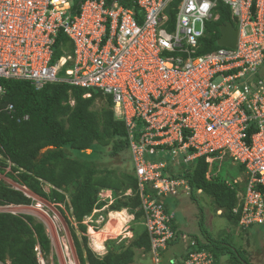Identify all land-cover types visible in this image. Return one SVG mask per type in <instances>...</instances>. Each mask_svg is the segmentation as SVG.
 <instances>
[{
	"label": "built area",
	"instance_id": "obj_1",
	"mask_svg": "<svg viewBox=\"0 0 264 264\" xmlns=\"http://www.w3.org/2000/svg\"><path fill=\"white\" fill-rule=\"evenodd\" d=\"M75 5L0 0V79L28 81L37 90L61 83L110 97L127 126L141 192L147 186L158 196L175 195L182 183L164 176L166 163H151L148 155L185 162L229 156L248 175L239 195L240 226L264 228V76L257 77L264 66V0H136L137 12L105 0ZM219 5L237 30L236 46L199 53L208 49ZM55 48L62 51L58 58ZM4 94L0 86V99ZM3 110L16 115L12 104ZM255 123L260 131L249 133ZM141 199L153 264H163L161 252L175 237L168 225L173 215L150 195ZM11 208L0 211L15 213ZM167 264L219 263L206 250L186 249L182 260Z\"/></svg>",
	"mask_w": 264,
	"mask_h": 264
},
{
	"label": "trees",
	"instance_id": "obj_2",
	"mask_svg": "<svg viewBox=\"0 0 264 264\" xmlns=\"http://www.w3.org/2000/svg\"><path fill=\"white\" fill-rule=\"evenodd\" d=\"M80 1L83 0H76V5ZM105 2L107 5L115 2L137 12L136 0ZM219 6V19L209 25L210 33L206 40L208 49L206 47L207 50L200 53L218 48L216 41L220 37L221 26L232 21L228 9ZM64 39V36L59 38L60 41ZM61 55L62 51L55 48V57ZM0 86L5 92L0 99V174L9 169L7 178L57 206L67 222L79 264H136L137 258L141 260L136 256L139 251L143 256L150 257V238L142 227L138 232L131 228L133 240L127 246L124 241L117 243L115 240H108L105 254L97 255L104 252V240L113 238L112 234L118 235L129 218L125 208L136 210V222L140 220L143 211L139 195L133 198L121 196L128 190L135 192L138 182L129 149V134L124 122L115 118L111 98L98 90L61 83L47 84L37 90L28 81L0 79ZM86 94H90V97L85 98ZM70 101L74 104L71 105ZM98 101L102 103L100 108L96 107ZM8 104L15 108L16 115L13 119L3 110ZM23 116H28L29 119L17 122V117ZM141 128L138 122L132 131L135 139L141 133ZM114 158L120 160V164L116 165ZM182 159L185 157L181 158L180 163H174L176 169H170L167 164L163 172L169 178L185 179L190 187L189 199L199 208V234L189 235L190 241L195 242V245H188L187 250H206L214 255L219 264L218 257L224 255H228L235 264H250L246 257L247 251L242 247L236 248L228 237L217 239L211 234L197 200V192L201 190V194L213 200L216 212L221 211L219 216H224L242 234L247 235L253 230V226L244 228L239 224L241 208L238 193L244 192L245 186L243 190L236 183L211 175L209 167L212 156L199 157L189 163ZM146 160L156 163L162 158L148 155ZM166 162L170 160L167 159ZM127 163L132 167L123 170ZM241 170L243 168L240 166ZM103 191H111L114 195L115 201L110 207L112 210H124L111 215L114 223L109 222L107 231L104 232L108 237L101 233H89L91 247L95 252L99 251L94 253L88 246V237L85 235L87 227L82 222L95 209L104 206V203L98 201L99 194ZM166 199L167 197L160 198L159 203L163 205L166 214L173 215V209ZM32 204L31 198L0 181V207ZM111 212L113 211H108V214ZM176 215L168 224L176 236L167 242L169 247L178 244L180 235H183L180 231L176 232ZM72 223L81 233L80 239ZM50 251V239L42 223L29 215L0 213V264H39L38 252L46 262Z\"/></svg>",
	"mask_w": 264,
	"mask_h": 264
},
{
	"label": "rangeland",
	"instance_id": "obj_3",
	"mask_svg": "<svg viewBox=\"0 0 264 264\" xmlns=\"http://www.w3.org/2000/svg\"><path fill=\"white\" fill-rule=\"evenodd\" d=\"M202 52V51H201ZM200 53V52H199ZM65 70L66 67H62L60 70V76L63 77L65 75ZM102 103L98 101L96 103V107H101ZM97 156V155H96ZM95 156V157H96ZM97 158H94L96 160ZM114 163L120 164V160H117L114 158ZM126 166V167H125ZM122 166L123 170L127 168L129 170L132 166L130 163H127L126 165ZM211 175H217V177L222 180H225L229 183H236L240 188L244 190L245 182L248 179V175L244 170L240 171V166L237 164H234L231 160L229 159H214L213 160V165L211 166ZM8 171V170H7ZM210 175V176H211ZM0 179L5 180L7 182V177L5 176V173L0 175ZM8 182L12 187H16L18 189H23L22 187H19L16 183L8 179ZM13 182V183H12ZM45 190L47 191V187H45ZM28 193V192H27ZM108 195H113V194H108L105 193V191L101 192V195L99 194V200L100 203L106 201V198ZM34 198V202L31 206L28 207H13L10 210L15 212V214H21V215H31L33 216L36 221L44 224L46 234L48 235L51 243V251L48 256L47 261H43L44 264H79L78 258L75 254L74 246H73V241L71 238L70 230L68 228L67 222L64 218V216L60 213L59 209L57 206L52 205L45 200L31 195ZM111 198H108V201L104 204V206L98 210V213L95 214V216H92L90 218L85 219V224H88V231L90 228H93L95 230L99 229L101 224L98 223V218L101 216L103 219L106 221L108 218V211H117V210H112L108 206V204L111 202ZM113 199V198H112ZM179 201H183L184 207L187 209L184 210L188 216H182L180 213H177V220H178V226H186L187 228L193 227L197 228V223H198V211L199 210L198 206L195 205L194 202L190 201V199L184 195L181 194V190H179V195H178ZM198 203L200 207H202L203 210V216H204V221L211 232V234L217 238L221 239L223 237H228L230 242L235 246V247H242L246 252V257L248 258L249 262L251 264H264V246L262 239L260 237V231L258 232L257 229H253L250 231L247 235L242 234V232L231 222H229L224 216H219L216 212V208L214 206L213 200L208 197L207 195L204 194H199L197 196ZM114 201V200H113ZM37 204H40L41 209L46 213L47 220H45L42 216H39L35 213H32L29 208L35 207ZM61 209L64 210V207L61 206ZM65 217H67V213L64 214ZM93 215V214H92ZM39 216V217H38ZM41 217V218H40ZM98 223V224H97ZM103 224V223H102ZM186 224V225H185ZM73 227L76 230V233L80 239L82 236L81 233L78 232L77 227L74 223ZM129 227L127 230L124 228L120 231L119 235L117 238H113L111 240H115V242L120 243L122 240H124L125 245L127 246L132 242L133 236L132 232H128L129 229L133 227L134 232H138L142 230L141 226L139 223H129ZM195 235H198V231L194 229ZM111 237H115V234ZM108 241V240H107ZM188 243V238H185L183 242L181 243V247L184 246L185 243ZM106 244V243H104ZM88 246H89V241H88ZM182 249L179 246H175L172 249L169 250V252H164L162 254V261L163 264H167L168 261L172 258L173 253L180 254ZM103 256L104 254H100ZM136 256L140 257L141 260L136 261V264H151L152 258L147 256H143L140 254V251L137 252ZM220 264H235V262L228 256H219L218 257Z\"/></svg>",
	"mask_w": 264,
	"mask_h": 264
},
{
	"label": "clouds",
	"instance_id": "obj_4",
	"mask_svg": "<svg viewBox=\"0 0 264 264\" xmlns=\"http://www.w3.org/2000/svg\"><path fill=\"white\" fill-rule=\"evenodd\" d=\"M115 3V2H114ZM215 22V21H214ZM228 23H230L232 26H233V22L232 21H229V22H226L224 25H226V24H228ZM224 25H222V26H224ZM221 26V27H222ZM234 28V27H233ZM235 29V28H234ZM236 30V29H235ZM237 31V30H236ZM220 38V37H219ZM218 38V39H219ZM218 39H217V41H218ZM217 41H216V45H217ZM236 43H237V40H236ZM217 47L219 48V47H223V46H218L217 45ZM228 48V47H227ZM230 49H232V48H230ZM259 72H262V74L261 75H259V73H258V76L257 77H260V76H264V66H263V68H261L260 69V71ZM40 90V89H39ZM86 98H89V97H86ZM70 104L71 105H73L74 104V102L73 101H70ZM113 109V108H112ZM113 112H114V116H115V118L117 119V120H120V121H123L120 117H118L117 116V114H116V112L114 111V109H113ZM24 117V116H23ZM22 117V118H23ZM19 118V117H18ZM29 119V118H28ZM27 119V120H28ZM26 120V121H27ZM124 122V121H123ZM124 124H125V126H126V123L124 122ZM126 128H127V126H126ZM260 131V129L258 128V126H257V124L255 123V124H253V127H252V129L249 131V133L250 132H259ZM129 149H130V144H129ZM130 153H131V151H130ZM190 153H192V150H190ZM132 155V154H131ZM154 156H157L156 154H154ZM209 157V156H212V159H210L211 160V165H210V167H209V172H211V171H213L212 169H211V166L213 165V160L214 159H216V158H218V159H229V160H231L232 161V159L229 157V156H226V155H224V156H222V157H217V156H215V155H204V156H199V157ZM179 156H177V157H171V156H169L168 155V159L170 160V162H165L164 160H161V161H163V162H165L166 164H169L168 166H169V168H170V166H172L173 164H171V161H172V159L175 161V159H176V161H175V163H180V161H181V158L179 159L178 158ZM199 157H196V158H194V159H191V160H188V161H186V162H193V161H195L197 158H199ZM184 158V157H183ZM132 159H133V157H132ZM182 161L183 162H185L184 161V159H182ZM159 162V161H158ZM233 162V161H232ZM134 163V162H133ZM157 163V162H156ZM234 163V162H233ZM234 164H236V163H234ZM238 165V164H237ZM167 166V165H166ZM165 166V167H166ZM240 166V165H239ZM164 167V168H165ZM169 168H168V170H169ZM173 168H175L176 169V167H173ZM171 169V168H170ZM8 171H9V169H7ZM162 173L164 174V176H166V177H168V175H167V173H164L163 172V169H162ZM135 176H136V173H135ZM169 178V177H168ZM136 179H137V176H136ZM169 179H171V180H174V181H178V182H182V183H180V185L179 186H177V188H176V194L175 195H171V194H169V195H167V196H158L157 195V193L156 192H154L153 190H152V188L151 187H144V190H143V192H141L140 191V188H139V182H138V179H137V182H138V187H137V189H136V191L134 192V191H132V190H128V191H126L124 194H122L121 196L122 197H130V198H133L134 196H136V195H139V197H140V201H141V208H142V199H141V194H143V195H150L152 198H154L158 203L160 202L159 200H160V198H168V197H173V198H178V195H179V190H181V194L182 195H184V196H186V197H188V198H190V187L188 186V184H187V181L185 180V179H181V178H169ZM11 180V179H10ZM15 183V182H14ZM19 187H22L23 188V190H25L26 192H28L27 194H28V196H26V197H28V198H33V197H30L31 195H33L31 192H29L28 190H27V188L25 187V186H22V185H19L18 183H16ZM9 187H11L12 189H14V190H17L18 188H16V187H12V186H9ZM17 191H19V190H17ZM21 192V191H20ZM105 193H108V194H113L111 191H105ZM241 193H244V192H240L239 191V193H238V198H239V195L241 194ZM197 194L199 195V194H201V190H199L198 192H197ZM100 195H101V193H100ZM35 196V195H34ZM109 197H112L111 198V202L108 204V206H111L113 203H114V201H115V198H114V195H108L107 196V198H106V201H105V203L108 201V198ZM240 199V198H239ZM33 200H34V198H33ZM32 200V201H33ZM114 200V201H113ZM34 202V201H33ZM47 202V201H46ZM49 203V202H48ZM102 203H104V202H102ZM104 203V204H105ZM239 204H240V202H239ZM53 205V204H52ZM7 206H9V207H28V206H14V205H7ZM31 206V205H30ZM4 206H1L0 208H3ZM125 209H127V208H125ZM122 210V209H121ZM120 210V211H121ZM131 210V209H130ZM4 211V210H3ZM95 211H98L97 209H95L94 211H93V215H91V216H89V217H87V218H90V217H92V216H95V214L96 213H94ZM117 212H119V211H117ZM131 212H132V214H133V217H132V219H131V221H129L128 223H127V225L124 227V229L125 230H127V228H130L129 227V223H131V222H133L134 224L135 223H139L140 224V226L143 228V229H146V227H145V225H144V222H145V218H144V213H143V211H142V216H141V218H140V220L138 221V222H136L135 221V214H136V210L134 211V209L133 210H131ZM7 213H10V214H13V215H17V214H15V213H11V212H7ZM217 214L218 215H220L221 214V211H218L217 212ZM19 215H21V214H19ZM174 215H175V213L173 214V217H174ZM86 222H85V220L82 222V224L83 225H86V227H87V231H88V227L89 226H87L88 224H85ZM240 224V223H239ZM44 225V224H43ZM253 229H257V231L259 232L260 231V237H261V239H262V242H263V245H264V228L263 227H259V226H253ZM131 230L132 229H129V231L128 232H130L131 233ZM146 231H147V229H146ZM179 230L177 229V226H176V232H178ZM132 234V236H133V233H131ZM85 235L87 236V232L85 233ZM149 235V234H148ZM184 235V234H183ZM183 235H180V239H179V241L182 243L183 242V240L185 239V238H183ZM176 237V236H175ZM174 237V238H175ZM186 238H188V243L186 242L185 244H184V246L183 247H181V249H182V251H181V253L180 254H177V253H173L172 254V258L173 259H178V261L179 260H182L183 259V257H184V253L186 252V249H187V247H188V245H190V243L192 242V241H190V239H189V235H187L186 236ZM124 240H126V239H124ZM124 240H122V241H124ZM88 241H89V239H88ZM179 242V243H180ZM106 243V242H105ZM177 245V244H176ZM175 245V246H176ZM175 246H171V247H169V246H167L166 247V249L163 251V252H161V257H162V254H164V252H169V250L170 249H172L173 247H175ZM177 246H181V245H177ZM90 249H91V247H89ZM236 248H238V247H236ZM92 250V249H91ZM36 251H38V249H36ZM93 251V250H92ZM94 253H95V251H93ZM40 253L38 252V254H37V256L39 255ZM105 254V253H104ZM212 254V253H211ZM97 255H99V254H97ZM213 255V254H212ZM99 256H101V255H99ZM214 256V255H213ZM40 258H41V260L42 261H44L43 259H42V257H41V255H40ZM150 258H152L151 257V254H150ZM161 260H162V258H161ZM171 260V259H170ZM38 262H39V256H38ZM153 262V261H152ZM163 262V261H162ZM250 263V262H249ZM39 264H41L40 262H39ZM43 264H44V262H43ZM251 264V263H250Z\"/></svg>",
	"mask_w": 264,
	"mask_h": 264
},
{
	"label": "crops",
	"instance_id": "obj_5",
	"mask_svg": "<svg viewBox=\"0 0 264 264\" xmlns=\"http://www.w3.org/2000/svg\"><path fill=\"white\" fill-rule=\"evenodd\" d=\"M158 158H162V160H164L165 162L167 161V159H168V153H160L159 154V156H158ZM179 159L181 158V157H178ZM175 161H176V159H175ZM175 161L172 159V163L171 164H174L175 163ZM167 165V164H166ZM173 167H175V164L174 165H172V166H170V168H173ZM8 171L6 170L5 171V176H6V173H7ZM1 175V174H0ZM8 179L9 178H7V182L5 181V180H2V179H0V181L1 182H3L4 184H6V185H8V186H12V185H10V183L8 182ZM10 180V179H9ZM12 181V180H11ZM13 183V182H12ZM32 200H33V198H32ZM167 203L169 204V206H170V208H172L173 210H172V212L173 213H175V215H176V212L177 213H180V215H182V216H188V214H186L185 212H184V210L185 209H187L186 207H184V205H183V201H179V199L178 198H173V197H168L167 199ZM0 213H7V211H0ZM24 215V214H23ZM29 216H31V215H29ZM177 216V215H176ZM33 217V216H32ZM176 222H178V220L176 221ZM186 225V224H185ZM176 226H177V229L180 231V232H182L184 235H183V238H186V236L187 235H190V234H193L194 233V229H196L197 231H198V226H197V228H193V227H189V228H187L186 226H178V223L176 224ZM180 242V241H179ZM178 242V244L177 245H181V242L179 243ZM176 245V246H177ZM264 246V245H263ZM180 248H181V246H179Z\"/></svg>",
	"mask_w": 264,
	"mask_h": 264
},
{
	"label": "bare ground",
	"instance_id": "obj_6",
	"mask_svg": "<svg viewBox=\"0 0 264 264\" xmlns=\"http://www.w3.org/2000/svg\"><path fill=\"white\" fill-rule=\"evenodd\" d=\"M29 194V193H28ZM30 209V211L32 212V213H35V214H37V215H39V216H42L45 220H47V216H46V213L41 209V206H40V204H37L35 207H33V208H29ZM124 209H122L121 211H119V212H117V211H113V212H111L110 214H108V218H107V220L105 221L104 219H103V217L101 216L100 218H98V223L99 224H101V226H100V228L99 229H97V230H95V229H93V228H90L89 229V231H87V237H88V235H89V233L90 232H94V233H101L104 237H108V235L107 234H104V232L105 231H107V226H108V224H109V222H112V223H114L113 221H112V214L113 213H115V214H119V213H121L122 211H123ZM126 211H128V213H129V218L127 219V221L123 224V226L121 227V229L119 230V233H120V231L127 225V223L129 222V221H131V219H132V217H133V214H132V212H131V210L130 209H126ZM94 213H98V211H95ZM38 216V217H39ZM41 218V217H40ZM87 219V218H86ZM97 223V224H98ZM103 223V224H102ZM87 226H89V225H87ZM119 235V234H118ZM118 235H116L115 237H113V238H117V236ZM113 238H107V239H105L104 240V242H103V245H104V248H103V251L104 252H99V251H97L96 250V252H99L98 254L100 255V254H104L105 252H106V248H105V242L107 241V240H111V239H113ZM88 239H89V237H88ZM89 247H91V245H90V240H89ZM91 249L93 250V251H95L94 250V248H92L91 247ZM95 252V253H96Z\"/></svg>",
	"mask_w": 264,
	"mask_h": 264
},
{
	"label": "water",
	"instance_id": "obj_7",
	"mask_svg": "<svg viewBox=\"0 0 264 264\" xmlns=\"http://www.w3.org/2000/svg\"><path fill=\"white\" fill-rule=\"evenodd\" d=\"M169 12V8L166 9ZM237 31L228 23L220 28V38L217 41L218 46L234 49L236 46ZM32 197V196H30Z\"/></svg>",
	"mask_w": 264,
	"mask_h": 264
}]
</instances>
